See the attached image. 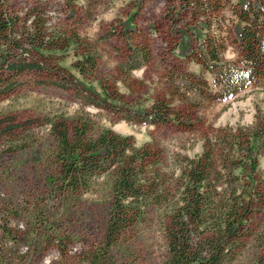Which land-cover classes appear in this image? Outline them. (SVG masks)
Returning a JSON list of instances; mask_svg holds the SVG:
<instances>
[{
    "label": "trees",
    "instance_id": "obj_1",
    "mask_svg": "<svg viewBox=\"0 0 264 264\" xmlns=\"http://www.w3.org/2000/svg\"><path fill=\"white\" fill-rule=\"evenodd\" d=\"M195 1V9L202 8L205 14L212 9L210 0ZM237 3L240 14L233 34L240 60L221 59L226 47L221 21H217L219 33L211 35L213 20L200 18L197 26L187 30L195 29L202 65L213 72V82L198 72H172L170 88L161 97L146 105L121 107L102 84L101 91L86 84L98 66L89 43L75 34L54 37L45 11L37 4L23 11L13 9L12 0H0V94L16 90L23 73L48 71L46 61L56 51L71 50L76 57L72 68L82 79L69 75L87 103L120 108L140 123L194 129L193 111L230 99L264 78V0ZM181 36L185 51L190 42L186 30ZM129 49L128 70L149 60L148 49L132 44ZM52 84L67 86L59 81ZM48 121L55 145L46 177L54 197L79 201L100 184V178H106L102 240L81 264H116L115 252L119 253L130 231L137 235L158 231L163 236L166 253L155 264H235L255 241L260 244L254 264H264V239L256 231L264 214V169L260 167L264 114H257L248 126L211 128L194 155L178 150L168 154L153 142L137 146L130 135L95 129L94 119L85 112ZM19 126L14 117L0 118V137L12 136ZM54 237L61 240L56 232Z\"/></svg>",
    "mask_w": 264,
    "mask_h": 264
},
{
    "label": "rangeland",
    "instance_id": "obj_2",
    "mask_svg": "<svg viewBox=\"0 0 264 264\" xmlns=\"http://www.w3.org/2000/svg\"><path fill=\"white\" fill-rule=\"evenodd\" d=\"M187 1L12 0V8L24 11L37 4L45 11L46 25L54 37L75 34L89 43L98 56V66L86 84L97 91L102 90V84L113 102L124 107L146 105L161 97L170 88L172 72H198L213 82V72L202 65L198 40L192 32L195 29L187 30L197 26L200 18L213 20L211 35L219 33L217 21H221L220 33L226 45L221 59L240 60L233 34L240 14L239 0H210L208 14L202 8L195 9L197 1H188L189 5ZM185 30L190 42L183 52L180 42ZM131 44L148 49L150 55L139 68L128 70L125 64ZM69 52L56 51L46 61L48 71L23 73L16 90L0 94V118L14 117V123L20 124L12 136L0 137V264H81L102 240L106 178H100V184L79 201H60L49 192L46 176L51 172L55 145L50 118L62 115L71 119L85 112L94 119L95 129L130 135L137 146L153 142L168 154L178 150L194 155L201 151L203 136L211 128L248 126L257 114H264L262 78L261 83L249 84L230 99L206 103L199 112L193 111L194 129L140 123L120 108L101 107L82 99L69 75L82 79L72 68L76 57ZM52 81L67 86L61 88ZM260 167L264 169V157ZM260 216L256 231L264 239V214ZM55 232L61 240L54 237ZM122 243L119 253L115 252L116 264H155L166 253L158 231L150 235L130 231ZM259 244L251 242L235 264H254Z\"/></svg>",
    "mask_w": 264,
    "mask_h": 264
}]
</instances>
